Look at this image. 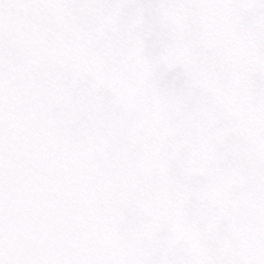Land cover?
I'll list each match as a JSON object with an SVG mask.
<instances>
[{
	"label": "snow or ice",
	"instance_id": "obj_1",
	"mask_svg": "<svg viewBox=\"0 0 264 264\" xmlns=\"http://www.w3.org/2000/svg\"><path fill=\"white\" fill-rule=\"evenodd\" d=\"M0 264H264V0H0Z\"/></svg>",
	"mask_w": 264,
	"mask_h": 264
}]
</instances>
